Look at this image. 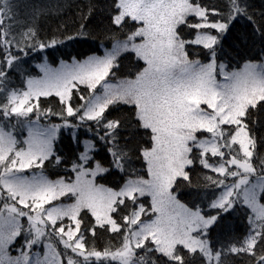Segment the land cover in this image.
<instances>
[{
    "label": "snow or ice",
    "instance_id": "obj_1",
    "mask_svg": "<svg viewBox=\"0 0 264 264\" xmlns=\"http://www.w3.org/2000/svg\"><path fill=\"white\" fill-rule=\"evenodd\" d=\"M16 9L0 0V264H226L230 255L264 264V156L250 127L264 113V8L106 0L95 29L82 15L47 41L17 29ZM81 39L99 46L59 67L44 55L41 75L9 86L29 50ZM225 45L237 55L258 46L259 62L233 70ZM197 165L218 191L181 202L182 185L199 188ZM117 175L113 186L99 182ZM239 212L246 235L216 248L213 235ZM101 230L117 243L98 249Z\"/></svg>",
    "mask_w": 264,
    "mask_h": 264
},
{
    "label": "trees",
    "instance_id": "obj_2",
    "mask_svg": "<svg viewBox=\"0 0 264 264\" xmlns=\"http://www.w3.org/2000/svg\"><path fill=\"white\" fill-rule=\"evenodd\" d=\"M106 0H12V3L17 5V16L20 23L16 25L19 31H23L27 26H33L37 30L38 38L41 40H49L52 37H60L65 31H73L80 23L81 16L87 17L89 6L95 5L93 16L87 17L90 21V28L95 29L97 25L101 23L102 17L100 15V6L103 5ZM201 3L210 6L221 8L223 7L225 0H200ZM249 3L253 5V10L259 12L264 8V0H249ZM242 27V26H241ZM194 33V30H185V35ZM191 38V37H190ZM105 43H108L106 40ZM99 41L93 39H81L78 42H69L67 46H58L56 49H48L45 54L39 52H32L29 50L27 57L22 59L27 60V63L21 64L20 69L12 73L10 77V87L21 88L24 85L25 75L28 73L32 76H38L37 69L34 67L35 63H41L43 56L47 55V61L51 65L64 60L66 62L71 61L72 57L84 58L87 55L93 54L94 50L98 48ZM194 46H189L190 53ZM227 49V45H225ZM229 55L223 57L226 63H229L233 70H237L238 66L242 67L245 60L253 58L254 62L259 61V47L242 50L240 55L232 52L231 49H227ZM103 52L101 49L99 54ZM192 58H199L203 61V56H193ZM125 74L133 73L134 68L125 62L124 67ZM124 78V77H122ZM52 99H55L54 97ZM56 107V105H52ZM53 120L56 118L53 117ZM250 127L253 130V134L257 137V153L264 156V113L256 114L254 112ZM74 145H70L65 139L64 143L60 145L61 151L67 155L70 149ZM106 153L101 152V156ZM140 161L133 159L132 164L136 171H144L140 168ZM191 179L194 184L199 185V188H189L181 186L178 190V198L181 202L191 204L197 198L188 195L192 191H200L201 198L204 199L206 193L208 197H211L214 191H218L212 186L204 187V175L207 170L201 169L199 165L195 170H189ZM50 178H57L54 170H50ZM214 175V174H213ZM119 175L109 176L106 180L99 182L104 183L106 186H113L119 182ZM149 201L148 198H144ZM207 203V200L204 199ZM229 227L223 232L213 235V245L219 248L221 245L227 246L230 243H239L247 233V219L243 212H239L230 219L228 222ZM112 233H103L101 230L98 232L95 238L96 247L102 250L109 242L115 244L117 241L111 240ZM247 257L245 256H226V264H246Z\"/></svg>",
    "mask_w": 264,
    "mask_h": 264
},
{
    "label": "rangeland",
    "instance_id": "obj_3",
    "mask_svg": "<svg viewBox=\"0 0 264 264\" xmlns=\"http://www.w3.org/2000/svg\"><path fill=\"white\" fill-rule=\"evenodd\" d=\"M194 31H195V30H194ZM102 53H103V52H101L100 54H102ZM68 62L70 63L71 61H68ZM258 62H259V61H258ZM38 64H39V63H38ZM38 64L35 63L34 67L37 69L38 76H39V75H41V74H40L39 69H38V67H37ZM59 65H60V62L57 63L56 65H52V66H53V67H59ZM25 80H26V77H25L24 81H25ZM0 98H2V95H0ZM148 199H149V204H150V198H148Z\"/></svg>",
    "mask_w": 264,
    "mask_h": 264
}]
</instances>
